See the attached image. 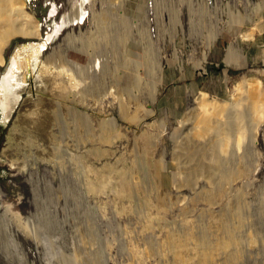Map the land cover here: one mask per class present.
I'll use <instances>...</instances> for the list:
<instances>
[{
	"label": "rangeland",
	"instance_id": "374dc122",
	"mask_svg": "<svg viewBox=\"0 0 264 264\" xmlns=\"http://www.w3.org/2000/svg\"><path fill=\"white\" fill-rule=\"evenodd\" d=\"M22 1L23 17L8 15L32 18L45 39L83 3ZM211 1L86 0L82 22L31 58L28 81L20 64L0 103V203L11 212L0 210V234L17 231L13 264H86L88 254L94 264H199L204 235L213 264L230 253L264 264V121L197 138L200 110L236 109L249 89L264 111V0ZM40 42L11 38L0 79L16 51ZM194 140L202 157L183 154ZM213 164L230 179L208 174ZM168 235L188 252L165 250Z\"/></svg>",
	"mask_w": 264,
	"mask_h": 264
},
{
	"label": "bare ground",
	"instance_id": "6f19581e",
	"mask_svg": "<svg viewBox=\"0 0 264 264\" xmlns=\"http://www.w3.org/2000/svg\"><path fill=\"white\" fill-rule=\"evenodd\" d=\"M86 0H83V3L79 6H73L72 5V11H71V16L73 18L70 19V17H66L64 19V21H62V27H65L64 30H67V29H70V27H72L74 24L76 25H79L82 20H83V16H84V11H83V8H84V2ZM21 2H24L22 0H0V66H3L4 65V57H3V53H4V49L7 47L9 41L11 40V38L15 37L16 35H22L25 36V37H32V38H35V40L37 41H42L40 43H33V44H27L24 48H20V50L16 51L17 54H15L13 57H12V60H11V65H9L10 67L6 70V73H4V75L1 77L0 79V103L2 101V99L6 96V94L8 93L11 85H12V80L14 79V77H12L14 75L15 72H18L17 69L18 67L20 66V64H24L26 63L27 67L24 66L25 70L26 71L25 73L27 74V76H25L24 80H27L29 79V77L31 76V72H30V69H31V58H36L42 53L45 51V49H47V45H49L51 43V41L53 39L56 38V36L58 35V33H60L59 31L62 29V27L59 29V26L58 27H55L53 29V34L52 36L51 35H47L46 36V39L45 38H41V33H40V27L38 25V23H36L32 18L29 19L24 22V20L22 22H20L21 24H16L14 22V20L10 17V15H8V12L9 11H13L14 15L15 16H18L19 17H23V4ZM10 12V13H11ZM15 18V17H14ZM17 19V18H15ZM18 20V19H17ZM18 22V21H17ZM24 22V23H23ZM76 22V23H74ZM67 28V29H66ZM261 32H264V23L261 24L260 26L257 27ZM245 38H247L248 40L252 39L253 38V34L250 32V34L248 35H245ZM26 52L25 54H23V52ZM148 60V59H147ZM34 63V62H33ZM39 63V62H38ZM99 64V63H98ZM230 64V62H229ZM21 67V66H20ZM42 69V68H41ZM65 69V68H64ZM55 70V69H54ZM23 70L21 71L24 72ZM19 73V72H18ZM59 72H57L58 74ZM17 74V73H16ZM23 74V73H22ZM21 74V75H22ZM55 74V73H54ZM53 74V75H54ZM56 74V75H57ZM18 74H17V78H18ZM50 76V75H49ZM55 76V75H54ZM22 78V79H23ZM21 78L19 80L21 81H24L22 80ZM59 80V79H58ZM16 81V80H14ZM56 81V80H55ZM17 82H18V79H17ZM26 82V81H25ZM24 82V83H25ZM16 83V82H15ZM14 83V84H15ZM23 83V84H24ZM19 84V83H18ZM22 84V82H21ZM59 85V84H58ZM27 86V85H26ZM12 88H13V85H12ZM22 88V87H21ZM19 90V88H17ZM17 89H15L17 92H19ZM21 90V89H20ZM16 93V92H15ZM15 93H13L15 95ZM246 94V100L244 101L245 103H242L241 102H238L237 106L235 107L236 109H233V110H228V109H218L216 107H212L210 110H200L199 114H198V117H197V123H198V129L201 130V133H198L197 135V138L200 139V138H204L205 135H207L208 138H204L205 139H208L209 140V136H211V140L212 139H215L217 138L218 139V135L220 134L221 136L224 135V130H222V128L220 126L224 125V124H227L228 126L226 127V129L229 131L230 128H235L237 129L238 131L240 130L239 129V122L242 120H247L250 124L251 122V125L253 127V125H255V122L258 121L259 122H263L264 121V111H256V108L258 107V105L254 104V100L256 98L255 94H254V91L252 89H249L245 92ZM19 96V95H18ZM64 97V96H63ZM20 100V99H19ZM240 100V99H239ZM242 100V99H241ZM3 102V101H2ZM3 104V103H1ZM205 105H207L205 102H204ZM245 104V105H244ZM4 105V104H3ZM8 105V104H7ZM12 105V104H11ZM234 105V104H233ZM9 106V105H8ZM8 106H5L6 107V110L7 108H9ZM4 106H2V109H3ZM11 107V106H10ZM234 107V106H233ZM1 109V108H0ZM5 110V111H6ZM4 111V112H5ZM226 113V119L223 121L222 120V117H223V113ZM6 115L8 113L5 112ZM5 116V115H4ZM6 117V116H5ZM247 118V119H245ZM78 120V119H77ZM216 128V129H215ZM232 128V129H233ZM215 129V131H214ZM235 132L233 130H230V132ZM229 132V134H231ZM239 134V133H238ZM227 138V137H226ZM216 139V141H217ZM220 139V138H219ZM218 139V140H219ZM225 142L226 145H228L226 142L227 139H223ZM197 142V144H194V146L190 145V143H186L184 145V153L187 156H192L194 154H199L200 157H202L204 155V147L202 145H200V143L203 141L201 140H194ZM206 141V140H205ZM204 141V142H205ZM223 143V141H222ZM229 143V142H228ZM205 144V143H204ZM226 145H224L226 147ZM218 146V145H217ZM219 146L221 147L222 145L219 144ZM223 147V146H222ZM224 147V148H225ZM228 147V146H227ZM204 148V149H203ZM223 148V150H224ZM208 149V148H207ZM207 149H205L207 151ZM222 150V151H223ZM226 150V149H225ZM210 151V150H209ZM208 151V152H209ZM212 152V151H211ZM211 155V154H210ZM215 156V155H214ZM213 156V158H214ZM217 157V155H216ZM218 158V157H217ZM219 159V158H218ZM213 160V159H211ZM210 160V161H211ZM217 162V161H216ZM212 165V164H211ZM203 168V165L201 163H199L196 168L193 170V172H198L200 171L201 169ZM205 168V167H204ZM225 168V167H224ZM211 170V171H210ZM233 170V169H232ZM191 171V170H190ZM209 171V172H208ZM231 171V170H230ZM230 171H227L224 170L222 168V165L221 164H217L216 166V169H215V166L213 164V166H208L207 167V172L208 174L210 175H214L215 173L218 174L221 179L220 180V183H223V181H225L226 179H230L229 175L231 174ZM191 174V172H190ZM229 174V175H227ZM218 176V177H219ZM234 178V177H233ZM212 180V179H211ZM218 180V179H216ZM218 180V181H219ZM214 181V180H213ZM186 182V181H185ZM189 183V182H188ZM187 183V184H188ZM215 183V182H214ZM221 185V184H220ZM228 185V184H227ZM211 187V186H210ZM215 189V188H214ZM213 190V189H212ZM0 210H3V214H4V218H5V215L9 216L11 215V212L9 211V207H3V205L0 203ZM3 216V215H2ZM54 221V220H53ZM19 222V221H18ZM9 225V224H8ZM2 228V227H1ZM9 228V227H8ZM7 228V229H8ZM14 228V227H12ZM11 229V227H10ZM90 230V229H89ZM8 234L6 235H2L0 234V237L2 236V238L0 239V255L3 257V260H5L6 264H13L14 263V260H13V256H12V252L14 253H19L21 252V248L17 245L16 243V232L15 231H12L11 230H8ZM88 231V230H87ZM226 231V230H225ZM89 232V231H88ZM203 232V231H202ZM201 232V233H202ZM227 232V231H226ZM21 233H24L26 237H29L31 236L30 233H28L27 231H24L22 230ZM91 233V232H90ZM83 234V233H82ZM200 234V233H199ZM228 234V233H226ZM18 235V234H17ZM87 235V236H85ZM84 236L82 235V240L83 242L81 244H85L83 247L87 248V246L90 244V238L92 237L89 233L88 234H85ZM91 236V237H90ZM169 236V235H168ZM205 236V235H204ZM204 236H201V237H198L199 239L194 242H193L200 248V251H201V259L199 260V264H213V260H212V256L210 257V255L215 252V250H212L208 247V241H207V238L204 237ZM3 237H4V242L7 243L8 245L6 246L5 249L2 248V243L3 241ZM81 237V236H80ZM170 237V236H169ZM178 237V236H177ZM177 237L173 236L170 237L166 244L164 245L165 246V250H174L177 255L179 256V258L186 254L188 252V249H186L185 247H183V243L180 242ZM192 237V236H191ZM187 238V236H186ZM194 238L197 239L194 235ZM92 239V238H91ZM89 240V241H88ZM2 241V242H1ZM184 241V240H183ZM94 242V240H93ZM92 242V243H93ZM2 243V244H1ZM90 246V245H89ZM189 246V245H188ZM214 246V245H213ZM82 247V248H83ZM195 247V246H194ZM193 247V248H194ZM224 247V246H222ZM85 248L83 250H85ZM90 249V247H88ZM188 248V247H187ZM20 249V250H19ZM197 249V248H196ZM222 249V248H221ZM87 250V249H86ZM161 250V249H160ZM164 251V250H163ZM190 251V249H189ZM84 252V251H83ZM86 252V251H85ZM88 252V251H87ZM86 252V253H87ZM166 253V252H164ZM176 253L174 254L176 256ZM95 254V253H94ZM172 254V252H171ZM172 254V255H173ZM190 254H192L190 252ZM85 255V254H84ZM98 255V254H97ZM216 255V254H215ZM9 256H11L9 258ZM166 256V255H165ZM176 256V257H178ZM193 256V255H192ZM89 257L86 261V264H94L95 262V258L94 256H88ZM215 257V256H214ZM83 258H85V256H83ZM99 258V257H98ZM239 256L237 253H230V255L228 256V258L226 259L225 261V264H235L237 263L236 261L238 260ZM87 258H85L86 260ZM172 259V257H171ZM191 259V258H190ZM240 259V258H239ZM100 260V259H99ZM98 260V261H99ZM184 260V259H183ZM189 260V259H188ZM21 261V260H20ZM97 261V260H96ZM185 261V260H184ZM97 263V262H95ZM101 263V262H100ZM18 264H25L24 261L22 263H18ZM176 264V263H175ZM193 264V263H192Z\"/></svg>",
	"mask_w": 264,
	"mask_h": 264
},
{
	"label": "built area",
	"instance_id": "2783aa9c",
	"mask_svg": "<svg viewBox=\"0 0 264 264\" xmlns=\"http://www.w3.org/2000/svg\"><path fill=\"white\" fill-rule=\"evenodd\" d=\"M212 4H213V1H211V0H205V5L211 6ZM148 5L150 6L151 3H149Z\"/></svg>",
	"mask_w": 264,
	"mask_h": 264
}]
</instances>
